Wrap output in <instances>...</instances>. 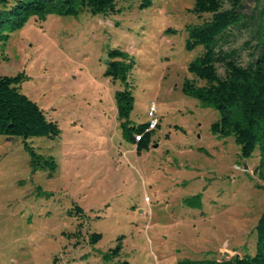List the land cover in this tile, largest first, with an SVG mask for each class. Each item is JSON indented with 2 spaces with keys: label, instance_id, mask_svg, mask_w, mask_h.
Returning <instances> with one entry per match:
<instances>
[{
  "label": "rangeland",
  "instance_id": "374dc122",
  "mask_svg": "<svg viewBox=\"0 0 264 264\" xmlns=\"http://www.w3.org/2000/svg\"><path fill=\"white\" fill-rule=\"evenodd\" d=\"M195 1L153 0L141 10L139 0H117V14L30 17L0 45V76L24 73L21 92L60 130L26 143L0 135V264H182L254 254L264 211L258 151L243 158L233 136L213 135L219 113L183 92L201 50H185L186 26L212 17L194 13ZM237 2L244 19L223 50L245 67L255 59L264 0ZM112 49L134 60L130 124L147 123L156 108L159 125L141 153L117 114L125 86L105 74ZM217 69L223 76V65ZM74 206L84 213L69 214ZM92 233L101 239L90 243Z\"/></svg>",
  "mask_w": 264,
  "mask_h": 264
},
{
  "label": "trees",
  "instance_id": "16d2710c",
  "mask_svg": "<svg viewBox=\"0 0 264 264\" xmlns=\"http://www.w3.org/2000/svg\"><path fill=\"white\" fill-rule=\"evenodd\" d=\"M152 1L139 0L138 8H149ZM231 3L232 8L224 10V0L195 1L194 13H212V17L199 25L186 26L185 50L191 52L199 47L201 50L188 64L187 69L195 78L184 80L183 92L198 100L202 107L219 113V119L210 125L213 135L233 136L243 158H250L258 151L257 170L264 172V7L259 12L262 32L255 48V59L242 67L234 54L223 50L226 33L244 19L240 14L241 4L237 0ZM83 12L93 16L111 15L119 13V9L117 0H0V45L5 46L10 34L21 29L30 17L40 22L50 14L77 17ZM107 56L105 74L125 86L115 96L123 137L141 153L149 148L158 126L148 130V122L137 126L130 124L134 97L128 77L134 60L119 49L108 51ZM217 64L223 65V76L219 75ZM26 79L24 73L0 76V135L20 137L25 143L35 137L58 136L60 130L57 123L48 119L37 103L21 92V84ZM137 136H140L139 140H136ZM31 154L34 153L31 151ZM261 178L264 179V173ZM83 213L78 206L69 211L71 215ZM255 232L253 255L182 264H264V211L257 221ZM100 239L99 233H92L89 237L90 243ZM120 249V246L112 249V255H117Z\"/></svg>",
  "mask_w": 264,
  "mask_h": 264
},
{
  "label": "built area",
  "instance_id": "2783aa9c",
  "mask_svg": "<svg viewBox=\"0 0 264 264\" xmlns=\"http://www.w3.org/2000/svg\"><path fill=\"white\" fill-rule=\"evenodd\" d=\"M148 117H149V121H148V130H153L158 126L159 123V119L156 116V108L154 105H152L148 111ZM140 136L136 137V140H139Z\"/></svg>",
  "mask_w": 264,
  "mask_h": 264
}]
</instances>
